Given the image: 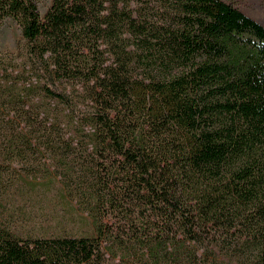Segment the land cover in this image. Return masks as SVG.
<instances>
[{"label": "trees", "instance_id": "obj_1", "mask_svg": "<svg viewBox=\"0 0 264 264\" xmlns=\"http://www.w3.org/2000/svg\"><path fill=\"white\" fill-rule=\"evenodd\" d=\"M7 17L4 170L91 227L62 207L46 234L0 225V264H264L263 24L226 0H0Z\"/></svg>", "mask_w": 264, "mask_h": 264}, {"label": "rangeland", "instance_id": "obj_2", "mask_svg": "<svg viewBox=\"0 0 264 264\" xmlns=\"http://www.w3.org/2000/svg\"><path fill=\"white\" fill-rule=\"evenodd\" d=\"M51 1L35 0L41 16L44 15ZM226 1L264 25V0ZM130 8L135 12H139L140 6L131 4ZM144 9H146V15L153 24L161 18L158 9L153 8L152 5L144 4ZM23 47L24 39L19 25L13 18H5L0 25V54L7 53L12 58V62L10 66L9 63L0 62L1 81L8 78L7 73L4 71L5 67L8 66V70H12L13 75L19 72V55L22 54ZM1 110L2 106L0 105V225L8 227L21 236H34L51 232L55 228V221H62L60 225L68 230L86 229L90 231L89 220L70 219L67 211L70 208L68 201L66 199L60 201L56 199V187L53 184L34 185L30 181L22 183L19 179L12 180L9 178L12 172L19 173L21 170H4L7 167L5 165L7 142L4 136V123L1 119L4 113ZM61 207L63 213H57V216L62 218L59 221L53 210H58ZM77 210H79L78 207L75 208V211Z\"/></svg>", "mask_w": 264, "mask_h": 264}]
</instances>
